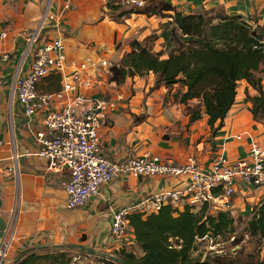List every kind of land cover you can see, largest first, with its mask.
<instances>
[{
  "label": "crops",
  "instance_id": "0c3cea01",
  "mask_svg": "<svg viewBox=\"0 0 264 264\" xmlns=\"http://www.w3.org/2000/svg\"><path fill=\"white\" fill-rule=\"evenodd\" d=\"M117 1L0 0V55L9 56L0 60V244L9 242L4 264H12L28 249L47 245H73L74 251L80 247L88 256L105 257L103 254L113 255L132 244L140 256L130 226L122 238L111 236L112 212L153 194L181 190L186 183L182 176H119L102 185L84 206L70 209L61 186L67 172L50 171L47 159L33 154L38 148L34 131L42 128L41 118H27L13 90L26 37L39 26L49 6L54 18L44 20L41 35L63 38L69 64L85 57L119 64L126 60L123 56L130 50V40L141 41L151 30L159 35L162 27L159 30L158 23L163 26L168 18L136 13L116 18L120 10L112 11L108 4L116 5ZM158 1L144 0V4ZM163 1L183 14L238 15L252 27L264 25V0ZM2 32L5 37H1ZM28 62L29 58L22 65L23 72ZM86 75L94 86L82 89L84 93L100 94L115 103L106 110L99 128L101 147L112 160L148 152L177 163L195 156L207 168L218 154L229 162L247 158L252 142L264 149V121L253 118L246 98L247 90L250 96L256 91L245 79L237 82L234 103L212 134L204 112L190 121V108L196 100L180 103L174 98L178 84L155 87L157 76L151 72L126 77L121 83L110 81L102 69ZM262 86L264 89V79ZM263 198L264 188L236 181L232 203L237 216L248 217ZM184 204L187 202L181 199L175 207L182 210Z\"/></svg>",
  "mask_w": 264,
  "mask_h": 264
},
{
  "label": "trees",
  "instance_id": "16d2710c",
  "mask_svg": "<svg viewBox=\"0 0 264 264\" xmlns=\"http://www.w3.org/2000/svg\"><path fill=\"white\" fill-rule=\"evenodd\" d=\"M108 8L120 10L116 18L131 13L168 18L159 35H155V39H163L164 48L154 53L146 44L132 40L130 50L123 56L126 60L110 68V81L121 83L126 77L151 72L157 76L155 87L178 84L175 99L180 103L197 101L190 108V121L198 119L201 111L204 112L213 134L221 127L234 103L237 82L245 79L256 91L253 96L246 91L253 118L264 121V25L252 27L238 15L183 14L163 0L152 4L146 2L138 8H124L120 4H108ZM163 53H166L165 57H162ZM36 88L39 93L59 91L61 73L55 71L42 77ZM251 209L247 219L210 210L205 205L196 208L188 203L182 210L166 204L145 216L133 213L129 216V226L142 254L137 255L132 244H127L113 255L121 264H212L191 256L196 239L206 235H231L240 219L246 221L243 228L246 235L264 238V198ZM239 242L236 239L233 244ZM72 249L73 245L28 249L12 264H77ZM76 250L87 255L80 247ZM247 257L246 264H264V258H255L252 254ZM97 258L95 264H120L108 257ZM217 263L223 264L218 260Z\"/></svg>",
  "mask_w": 264,
  "mask_h": 264
},
{
  "label": "built area",
  "instance_id": "2783aa9c",
  "mask_svg": "<svg viewBox=\"0 0 264 264\" xmlns=\"http://www.w3.org/2000/svg\"><path fill=\"white\" fill-rule=\"evenodd\" d=\"M118 2L124 8H138L145 3L144 0ZM46 18H54V14L49 12V6L39 26L25 39L13 90L25 116L41 118L42 128L34 131L38 148L33 154L46 158L50 171L67 172L61 186L66 192L68 208L84 206L102 185L119 176L186 178L181 190L153 194L114 210L111 214L110 233L113 238L120 239L126 234L129 216L133 213L145 216L159 211L166 204L176 206L182 199L196 208L205 205L207 209L223 211L234 217L232 199L236 181L264 188V149L256 142L251 143L247 158L229 162L223 154H218L207 168L202 167L195 156H189L182 163L168 158L161 159L148 152L121 160L109 158L101 147L99 128L106 110L114 108L115 103L100 94H86L82 89L94 86L87 72L102 69L110 76V68L115 64L107 59L91 57L69 64L63 38H44L41 35ZM5 35V32L1 33V37ZM8 58L7 53L0 55L1 61ZM28 58V68L23 72L22 65ZM55 71L61 73V89L53 93H39L36 88L38 81ZM202 241L206 242L203 246L206 250L217 253L211 235L197 238L196 250ZM8 251L9 242L3 240L0 244V264H4Z\"/></svg>",
  "mask_w": 264,
  "mask_h": 264
},
{
  "label": "rangeland",
  "instance_id": "374dc122",
  "mask_svg": "<svg viewBox=\"0 0 264 264\" xmlns=\"http://www.w3.org/2000/svg\"><path fill=\"white\" fill-rule=\"evenodd\" d=\"M117 4H119L118 1ZM108 12L109 14L111 13V11ZM161 23L160 24L158 23L159 30L162 27ZM131 41L132 40H130L129 42ZM140 42L146 44V46L151 47V49L154 52H157L158 50H162L164 48L163 46L164 41H161V43H159L157 39H155V34L152 30L150 31L149 34L146 35V37L141 39ZM160 46L161 48H159ZM236 215L237 213L235 212L234 217H236ZM247 218L248 217H244V219ZM245 222L246 221L240 219V221L237 222L235 225L236 226L235 232H233L231 235L225 234L218 237H213V241L215 242V248L218 250L217 253L210 252L212 250L208 251L209 249L206 250L203 247L206 242L202 241L198 245L197 250L194 249L192 251L191 256L200 257V261L208 260L212 264H215L217 260L223 262V264H246L248 259L247 257L248 254H252L255 258H259V259L264 258V238H260V239L251 238L248 235H246L243 230ZM236 239L240 241L237 245L233 244V241ZM233 247H235L234 250ZM71 252H73L76 255L74 260L77 264H84V263L95 264V262L98 261L97 257L88 256L84 254L79 255L77 251L74 250H72ZM217 264H222V263H217Z\"/></svg>",
  "mask_w": 264,
  "mask_h": 264
},
{
  "label": "water",
  "instance_id": "95a60500",
  "mask_svg": "<svg viewBox=\"0 0 264 264\" xmlns=\"http://www.w3.org/2000/svg\"><path fill=\"white\" fill-rule=\"evenodd\" d=\"M91 253H98L96 251L93 250H89ZM105 257L111 258L116 262H119L121 264V261L115 256V255H107V254H103Z\"/></svg>",
  "mask_w": 264,
  "mask_h": 264
}]
</instances>
